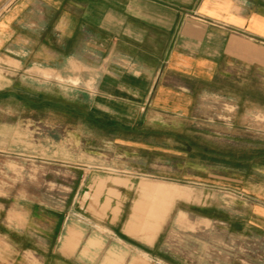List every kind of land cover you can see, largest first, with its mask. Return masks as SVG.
Here are the masks:
<instances>
[{
    "label": "crops",
    "instance_id": "0c3cea01",
    "mask_svg": "<svg viewBox=\"0 0 264 264\" xmlns=\"http://www.w3.org/2000/svg\"><path fill=\"white\" fill-rule=\"evenodd\" d=\"M0 67L41 72L65 85L88 82L94 121L102 125L107 117L122 133L154 132L135 123L194 116L200 101L216 96L238 110L249 102L246 114L264 115V0H0ZM233 159L251 165L247 178L236 180L250 200L236 226L264 233V182L255 167L264 168V154ZM151 183L141 181L145 193L132 209L125 205L132 188L102 189L91 212L80 206L86 218L32 206L23 223L12 218L1 227L20 257L12 264H196L170 251L160 231L181 197L178 187ZM128 218L146 232H131L136 223Z\"/></svg>",
    "mask_w": 264,
    "mask_h": 264
},
{
    "label": "rangeland",
    "instance_id": "374dc122",
    "mask_svg": "<svg viewBox=\"0 0 264 264\" xmlns=\"http://www.w3.org/2000/svg\"><path fill=\"white\" fill-rule=\"evenodd\" d=\"M90 87L0 67V230L12 218L23 223L32 206L86 218L82 208L91 212L97 194L113 184L132 188L125 203L132 209L141 181L161 182L181 195L160 229L170 251L188 263L264 264V233L236 226L250 201L236 180H245L251 165L233 159L264 154V115L246 114L249 102L238 110L216 96L200 101L194 116L135 123L154 132L122 133L107 117L96 124ZM255 167L264 182V168ZM12 258L20 257L0 234V264Z\"/></svg>",
    "mask_w": 264,
    "mask_h": 264
},
{
    "label": "bare ground",
    "instance_id": "6f19581e",
    "mask_svg": "<svg viewBox=\"0 0 264 264\" xmlns=\"http://www.w3.org/2000/svg\"><path fill=\"white\" fill-rule=\"evenodd\" d=\"M8 60H9V59H8ZM8 60H7V61H8ZM10 63H11V62H10ZM13 63H14V62H13ZM8 64H9V62H8ZM142 183H143V182H142ZM146 183H147V182H146ZM152 183H153V182H152ZM152 183H151V185H152ZM148 184H149V183H148ZM145 185H146V187H145V186H143V187L147 188L148 185H147V184H145ZM149 186H150V184H149ZM157 186H158V185H157ZM161 186H162V185H161ZM161 186H160V188H161ZM140 187H141V182H140ZM154 187H155V186H154ZM168 187H169V188H172L173 186H172V185H163V186H162L163 189H166V188H168ZM145 188H144V189H145ZM152 188H153V187H152ZM152 188H151V189H152ZM160 188H159V190L162 189V188H161V189H160ZM151 189H149V191H150ZM155 190H156V189H155ZM155 190H154V191H155ZM139 191H140V190H139ZM142 191H143V190H142ZM142 191H141V192H142ZM151 191H153V190H151ZM163 191H164V190H163ZM141 192H140V193H141ZM155 192H156V191H155ZM158 192H159V191H158ZM158 192H157V193H158ZM140 193H139V194H140ZM142 193H145V192H142ZM153 194H154V193H153ZM153 194H152L151 197H153ZM142 195H144V194H141V196H142ZM146 195H151V193H147V194H145V196H143V197H146ZM157 195H158V194H157ZM159 196H160V194H159ZM159 196H158V197H159ZM148 197H149V196H148ZM148 197H147V198H148ZM155 198H157V197H155ZM159 198H160V197H159ZM159 198H157V199H159ZM150 199H152V198H150ZM143 200H144V199H143ZM143 200H142V202H144ZM147 200H148V199H147ZM159 200H161V198H160ZM138 201H139V200L134 201L133 204L136 205V203H137ZM135 202H136V203H135ZM145 202L148 203L147 201H145ZM153 202H154V201H153ZM153 202H152V204H153ZM159 202H160V201H159ZM140 203H141V202H140ZM146 203H145V204H146ZM155 203H156V202H155ZM155 203H154V205H155ZM160 203H161V202H160ZM145 204H144V205H145ZM152 204H151V206H152ZM157 204H158V203H157ZM157 204H156V205H157ZM161 204H162V203H161ZM161 204H160V205H161ZM154 205H153V206H154ZM138 206H141V204H140V205L137 204V207H138ZM146 206H147V205H146ZM157 206H158V205H157ZM132 207H133V206H132ZM135 207H136V206H135ZM135 207H134V208H135ZM143 207H144V206H143ZM134 208H133V209H134ZM155 208H156V207H155ZM160 208H161V206H160ZM135 209H136V208H135ZM135 209L133 210V213H134ZM142 209H143V208H142ZM158 209H159V208H158ZM158 209H157V211H158ZM161 209H164V208H161ZM159 210H160V209H159ZM136 211H138V210H136ZM155 211H156V209H155ZM155 211H154V213H156ZM163 211H164V210H163ZM158 212H159V211H158ZM160 212H162V211H160ZM138 213H139V211H138ZM160 214H161V213H160ZM160 214H159V215H160ZM132 215H133V214H132ZM132 215H130V217H131ZM154 215H155V214H154ZM156 215H157V214H156ZM163 215H164V213H163ZM163 215H162V216H163ZM139 216H140V215H139ZM162 216H161V217H162ZM155 217H156V216H155ZM155 217H154V218H155ZM161 217H159V218H161ZM140 218H141V216H140ZM156 218H157V217H156ZM128 219H129V221H132V222L135 221L134 223H132V222H131V223H132V224H135V223H136L135 225L137 226V221H136L137 219L134 220V221H133V220H130V218H128ZM133 219H134V218H133ZM161 220H162V219H161ZM161 220H160V221H161ZM138 221H139V220H138ZM155 221H156V219H155ZM156 222H157V221H156ZM127 223H128V221H127ZM140 223H141V222H140ZM154 223H155V222H154ZM128 224H129V226H131L130 223H128ZM155 224H156V223H155ZM139 225H140V224H139ZM157 226H158V225H157ZM131 227L133 228V225H132ZM131 227H130V228H131ZM147 227H148V226H147ZM150 227H151V226H150ZM153 228L157 229V227H155V226H154ZM142 230H143V229H142ZM142 230H141V231H142ZM147 230H148V229H147ZM151 230H153V229H152V228L150 229V232L152 233ZM144 231H145V230H144ZM144 231H143V232H144ZM154 231H155V230H154ZM154 231H153V232H154ZM147 234H148V233H147ZM152 234H153V233H152ZM150 235H151V234H150ZM150 235H149V236H150ZM148 238H149V237H148Z\"/></svg>",
    "mask_w": 264,
    "mask_h": 264
}]
</instances>
